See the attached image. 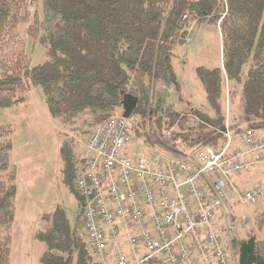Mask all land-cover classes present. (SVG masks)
Segmentation results:
<instances>
[{
	"label": "trees",
	"instance_id": "obj_1",
	"mask_svg": "<svg viewBox=\"0 0 264 264\" xmlns=\"http://www.w3.org/2000/svg\"><path fill=\"white\" fill-rule=\"evenodd\" d=\"M30 6H35L33 14ZM194 22L219 26L223 38L224 69L197 70L212 114L163 111L152 106L151 93L160 81L179 89L174 52ZM22 25L45 50L46 60L39 65L32 66L24 50L17 33ZM225 77L241 86L240 114L229 124ZM31 88L42 89L51 117L63 124L91 116L85 120L90 133L124 112L125 95H133L139 98L133 115L142 121L146 142L171 156L184 154L179 145L221 148L227 129L264 137V0H0V109L25 104ZM165 132L171 133V143ZM13 136L10 124L0 125V264H13L19 194ZM72 142H62L60 152L62 171L74 184L82 160ZM242 146L240 141L237 147ZM52 217L50 228L35 236L47 245L41 264H103L94 260L90 242L71 231L63 210ZM259 217L264 229V208ZM232 244L237 264H264V240L252 235Z\"/></svg>",
	"mask_w": 264,
	"mask_h": 264
},
{
	"label": "built area",
	"instance_id": "obj_2",
	"mask_svg": "<svg viewBox=\"0 0 264 264\" xmlns=\"http://www.w3.org/2000/svg\"><path fill=\"white\" fill-rule=\"evenodd\" d=\"M221 147L198 146L188 154L163 152L130 155L131 120L115 116L78 141L81 163L74 188L81 200L82 222L88 240L103 264H184L190 260L187 240L198 245L203 230L217 264H233L217 235L215 220L224 212L232 175L248 174L264 164V137L253 131L232 133ZM171 141V133H167ZM249 204L264 199V182L240 195ZM152 215L147 217V210ZM138 229L137 233H133ZM126 234L131 248L121 245ZM145 252L139 256L140 249Z\"/></svg>",
	"mask_w": 264,
	"mask_h": 264
},
{
	"label": "rangeland",
	"instance_id": "obj_3",
	"mask_svg": "<svg viewBox=\"0 0 264 264\" xmlns=\"http://www.w3.org/2000/svg\"><path fill=\"white\" fill-rule=\"evenodd\" d=\"M29 11L33 14L35 6H30ZM188 32L184 44L178 46L174 52L173 66L179 89L173 84L160 81L151 93L152 106L160 105L163 111L184 113L196 109L212 114L206 92L197 80V70L219 67L224 69L222 33L219 26L196 22L190 24ZM17 33L24 43V50L31 59L32 66L43 63L46 60L45 50L38 42L28 37L27 26H20ZM223 89L224 112L229 124L234 115L240 114L241 86L229 82L225 77ZM122 115L123 109L115 116ZM86 119L91 120L92 117L82 115L73 125L53 119L41 88H31L25 104L14 109H0V125L10 124L14 128L12 163L19 169L17 217L12 228L13 264H41L47 245L37 241L35 236L50 228L53 222L52 214L58 209L65 213L71 231L89 242L82 222L81 201L73 181L62 171L63 160L60 152L62 142L73 141L74 151L79 153L78 141L86 140L92 130L85 125ZM130 120L134 135L128 148L129 154L152 155L160 152L146 142L145 130L140 127L142 121L136 115ZM238 135L232 132L234 147L240 142ZM166 136L165 132L164 137ZM178 149L184 151V154H188L190 150L184 145H179ZM261 181L264 182V164L248 174L232 175L227 206L223 213L219 212L220 216L215 220L214 229L225 248L226 245L229 248L227 253L234 264H237V249L232 244L234 240L252 235L264 240V229H261L259 224V215L264 208L263 200L253 205L243 202L240 198L242 193L253 190ZM133 233H136V230ZM120 239L125 250L127 237ZM92 255L94 260L100 261L98 255ZM107 264H114L113 258L107 256Z\"/></svg>",
	"mask_w": 264,
	"mask_h": 264
},
{
	"label": "crops",
	"instance_id": "obj_4",
	"mask_svg": "<svg viewBox=\"0 0 264 264\" xmlns=\"http://www.w3.org/2000/svg\"><path fill=\"white\" fill-rule=\"evenodd\" d=\"M130 155H134V154H130ZM147 211H148L147 217H150V215H152L153 211L149 210V209ZM219 216H220V214L218 213L217 217L219 218ZM135 230L137 233L138 229H135ZM206 233H207V230L204 229L202 235L200 236L201 240L199 241L198 245H196V246H193L192 243L190 244V241L187 240V246L189 247V250H190V260L184 264H217L216 259L212 255V252L209 250V244L206 240ZM123 236H124V238H126L127 235L124 234ZM126 244H124L125 251L130 255L131 254V248H130L128 242ZM226 248H227V251H229V248L227 247V245H226ZM111 250H112V252L108 255V257H110L111 259L113 258L114 264H115V255H114V251H113L112 246H111ZM145 255L146 254H145L144 250L141 248L140 252H139V256L142 258ZM229 257H230V255H229ZM231 261H232V259H231Z\"/></svg>",
	"mask_w": 264,
	"mask_h": 264
},
{
	"label": "water",
	"instance_id": "obj_5",
	"mask_svg": "<svg viewBox=\"0 0 264 264\" xmlns=\"http://www.w3.org/2000/svg\"><path fill=\"white\" fill-rule=\"evenodd\" d=\"M138 104H139V98L134 97L133 95L130 94L125 95L123 101L124 112L122 116L126 119H131Z\"/></svg>",
	"mask_w": 264,
	"mask_h": 264
}]
</instances>
